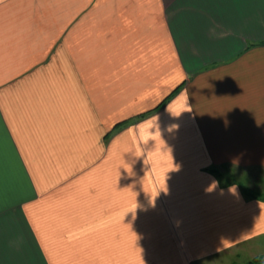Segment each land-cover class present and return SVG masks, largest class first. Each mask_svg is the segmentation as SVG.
<instances>
[{"label": "crops", "instance_id": "0c3cea01", "mask_svg": "<svg viewBox=\"0 0 264 264\" xmlns=\"http://www.w3.org/2000/svg\"><path fill=\"white\" fill-rule=\"evenodd\" d=\"M223 166L264 168V0H0V264L264 254Z\"/></svg>", "mask_w": 264, "mask_h": 264}, {"label": "rangeland", "instance_id": "374dc122", "mask_svg": "<svg viewBox=\"0 0 264 264\" xmlns=\"http://www.w3.org/2000/svg\"><path fill=\"white\" fill-rule=\"evenodd\" d=\"M220 175L221 182H240L242 187H249L258 194L264 195V168L254 166L251 168L223 166L220 168ZM70 202L75 203V200L71 198ZM45 214L42 216V213H38L37 217H35L39 225L42 221L46 220Z\"/></svg>", "mask_w": 264, "mask_h": 264}, {"label": "trees", "instance_id": "16d2710c", "mask_svg": "<svg viewBox=\"0 0 264 264\" xmlns=\"http://www.w3.org/2000/svg\"><path fill=\"white\" fill-rule=\"evenodd\" d=\"M242 189H243V192L245 194H249L252 196H255L256 194H258L255 190L249 189L248 187L245 188L243 186ZM262 196H264V195H262ZM231 264H264V254H257L255 256L249 258L245 262H233Z\"/></svg>", "mask_w": 264, "mask_h": 264}, {"label": "clouds", "instance_id": "9594fccd", "mask_svg": "<svg viewBox=\"0 0 264 264\" xmlns=\"http://www.w3.org/2000/svg\"><path fill=\"white\" fill-rule=\"evenodd\" d=\"M180 114H177L176 116H179ZM173 127H175V126H173Z\"/></svg>", "mask_w": 264, "mask_h": 264}]
</instances>
